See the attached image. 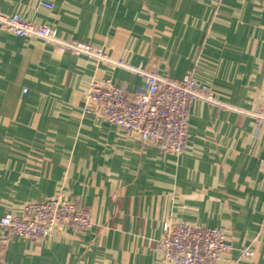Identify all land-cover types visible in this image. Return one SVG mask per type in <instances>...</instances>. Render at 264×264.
Here are the masks:
<instances>
[{
  "label": "crops",
  "instance_id": "crops-1",
  "mask_svg": "<svg viewBox=\"0 0 264 264\" xmlns=\"http://www.w3.org/2000/svg\"><path fill=\"white\" fill-rule=\"evenodd\" d=\"M263 3L0 0L1 14L102 54L61 53L0 31V218L60 188L91 215L80 232L37 241L7 234L2 263L161 264L164 224L187 222L224 231L232 252L219 264H264ZM143 73L173 81L192 73L211 94L189 109L181 155L81 116L92 80L132 94Z\"/></svg>",
  "mask_w": 264,
  "mask_h": 264
},
{
  "label": "built area",
  "instance_id": "built-area-1",
  "mask_svg": "<svg viewBox=\"0 0 264 264\" xmlns=\"http://www.w3.org/2000/svg\"><path fill=\"white\" fill-rule=\"evenodd\" d=\"M0 31L19 37L39 38L56 46L61 53L102 59L100 50L61 40L50 28L27 21L18 13L11 16L0 13ZM142 76L143 88L132 94L110 80H92L83 94L81 116L93 115L126 137L154 146L160 152L183 154L188 138L189 109L195 100H209V90L197 87L192 73L180 81L151 73H143ZM260 170L264 175V156ZM90 226V212L76 206L65 189L60 188L53 196L39 202H28L18 213H6L0 218V264H3L1 256L8 240L7 234L37 241L57 229L69 227L80 232ZM156 251L161 264H219L221 258L231 254L232 246L221 228L168 222L163 226L161 239L156 242ZM241 255H248V251L242 249Z\"/></svg>",
  "mask_w": 264,
  "mask_h": 264
}]
</instances>
